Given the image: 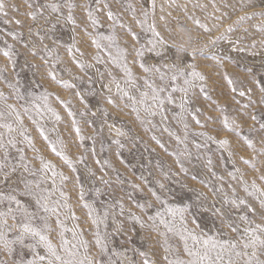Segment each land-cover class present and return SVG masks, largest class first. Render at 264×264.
<instances>
[{"label":"rangeland","instance_id":"1","mask_svg":"<svg viewBox=\"0 0 264 264\" xmlns=\"http://www.w3.org/2000/svg\"><path fill=\"white\" fill-rule=\"evenodd\" d=\"M2 2L0 123L14 131L0 132L15 144L0 148V159L16 171L0 179V193L35 214L65 259L68 240L77 261L172 264L189 258L191 233L235 243L247 255L233 261L247 264L245 228L264 226V0ZM173 65L185 70L175 81ZM193 65L205 79L183 92ZM153 83L171 95L162 108L151 100ZM142 92L147 103L138 102ZM25 180L39 181L58 212L26 195ZM9 206L17 207L0 201V212ZM16 215L0 216V261L27 264L38 238L8 250L20 232ZM191 236L188 245L200 248ZM255 254L253 264L264 261V247Z\"/></svg>","mask_w":264,"mask_h":264},{"label":"snow or ice","instance_id":"2","mask_svg":"<svg viewBox=\"0 0 264 264\" xmlns=\"http://www.w3.org/2000/svg\"><path fill=\"white\" fill-rule=\"evenodd\" d=\"M49 7L52 8L53 11H58L60 5L58 3H53L50 4ZM153 10L155 8V4L153 2ZM3 9V2L0 0V10ZM91 15V13H90ZM147 15V13H145ZM35 16V14H33ZM109 16H112V13H109ZM69 19H72L71 16H69ZM95 22V21H94ZM153 31H154V26H152ZM210 30V29H209ZM135 35V33H133ZM156 36H159V33H156ZM153 49L156 47L158 43H161V41L156 40L153 41ZM97 47H100L99 44H97ZM152 50V49H150ZM142 55V51L139 53ZM5 55H9V53H5ZM83 66V65H81ZM144 67L143 65H141ZM174 71L173 75L171 76V79L175 81L178 77V75L185 74V70L183 68H180L178 66H171ZM192 70L190 73L187 74V78L184 81V84L186 87L181 88L180 90L183 92H187L190 88L194 87V81L198 78L199 80L203 81L205 77L196 71L195 66H191ZM145 72L151 73L153 71L152 68L149 67H144ZM125 71L128 73L129 79H132V73L130 69L125 68ZM156 71H159V69H156ZM160 78L163 80L165 77L163 74H161ZM147 79V78H145ZM231 83V80H229ZM151 91L153 93L151 100L155 107L157 108H162L165 99L171 100V95L169 94L168 97H163L161 96L162 93L165 92V88L163 87H157L155 84L150 85ZM117 90L118 91H123L120 89L119 84H117ZM201 90H203V86H201ZM123 95L127 97L128 99L132 100L134 104L137 102L136 98L134 96H130L127 91H123ZM240 95H244L243 92L240 93ZM142 99L138 101L139 103H147V98H148V92H142L141 93ZM9 107H13L9 105ZM151 115H156V112L153 111L151 108L147 109ZM139 110L137 109V112ZM3 113H0V116H2ZM253 119H256V117H253ZM227 122V121H226ZM0 128L6 129L9 135L11 136V133L14 131L13 127L9 123H0ZM261 128H264V124H261ZM79 131V129H77ZM4 141V132H0V148H5L7 149L8 146L15 144V138L11 137L7 145L3 142ZM117 143H119L117 141ZM24 157L21 155V160H23ZM71 162V161H69ZM25 171L28 170V166L24 165ZM44 169H48L50 167V163H45L44 164ZM16 171V167L12 166L10 170L6 169V157L4 159H0V173L3 175L0 176V179L7 180L10 177V173H14ZM56 173H53L55 175ZM163 187V185H161ZM24 192L26 195H32L36 197V203L39 205V207L45 212H52L56 213L58 212V208L56 207H50L49 206V197L50 193H47L46 190L42 189L40 187V182L39 181H31V180H25L24 181ZM159 198V197H157ZM9 200V201H14L17 207L13 209L11 206H9L7 213L5 212H0V216H6L8 214H13V218H17V213L19 214L20 217V232L16 237L15 241H6V243L9 245L8 250L11 252L13 251L11 245L19 242L23 243L24 239L26 237H32L34 240L38 238L37 243L29 245V247L33 248L34 255L33 259L29 260L27 264H42V262L47 261L48 264H56V262H59V264H90V262H86L84 260L77 261L71 257L75 256V251H73V248H69V241L68 240H63V247L65 253L70 257L69 259H65L64 256H62L58 250L57 246L51 242L49 237L45 234H42V230L36 226H34L33 221L36 219V216L34 213L28 212L26 208H23L21 206V201L17 199L15 195H9L5 196L3 193H0V201L4 200ZM240 203H246V201L241 200ZM170 213H172L173 216L176 215L177 210H173L171 208L168 209ZM181 214V220L184 219L183 217V212L185 211L184 209H179L178 210ZM159 215V214H158ZM154 219V218H153ZM243 219L247 220L248 218L245 216ZM161 222L165 223V226L167 227L168 231L171 232L174 229L168 225L167 222L163 220V217H161ZM4 223L6 224L7 221L5 220ZM229 227H232L231 223L228 225ZM47 227V225H45ZM236 230V229H233ZM185 232H187V229H184ZM245 232L248 235V240L247 242L243 245L245 249L251 248L253 249V252L249 256V259L247 260V264H253V261L255 260V249L257 245L264 247V226L262 225H256L255 228H245ZM63 236V234H61ZM191 236V233H188V236H184L185 244L184 248L188 254V259H175L172 261V264H225V257H227V264H235V262L232 259V256L235 255L237 257L241 255H247V253H242V252H237L236 248L237 245L233 242L230 241H217L214 237L209 236L207 239H201L196 236H191V239L195 243L200 244V248L194 249L193 247H190L187 243V239ZM0 239H4V236L2 233H0ZM97 243H100L101 246L103 247V243L100 240L99 236L97 238ZM40 244H43L44 248L47 249V252L45 255H40L38 252L35 251L37 247H39ZM0 264H7V261H0ZM255 264H264V261H259L256 260Z\"/></svg>","mask_w":264,"mask_h":264},{"label":"bare ground","instance_id":"3","mask_svg":"<svg viewBox=\"0 0 264 264\" xmlns=\"http://www.w3.org/2000/svg\"><path fill=\"white\" fill-rule=\"evenodd\" d=\"M113 125V124H112ZM114 126V125H113Z\"/></svg>","mask_w":264,"mask_h":264}]
</instances>
